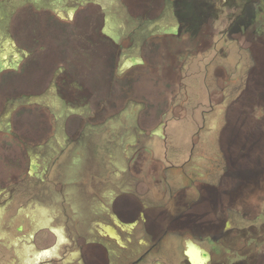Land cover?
I'll return each instance as SVG.
<instances>
[{"label":"rangeland","instance_id":"374dc122","mask_svg":"<svg viewBox=\"0 0 264 264\" xmlns=\"http://www.w3.org/2000/svg\"><path fill=\"white\" fill-rule=\"evenodd\" d=\"M130 1L95 0L107 11ZM196 1L204 5L207 24L195 42L172 45L176 51L189 49V57L156 46L166 56L153 57V70L135 83L138 99L149 103L122 109L121 104L112 106L115 92L102 89L93 103L105 100L108 114L115 116L102 126H88L85 136L92 143L86 160L65 169L67 158L55 172V151L65 135L60 130L50 140L51 151H31L26 158L21 172L25 194L8 195L0 187V199L15 198L12 205H0V264H34L35 250L25 239L38 227L60 232L65 224L61 204L82 197L81 184L89 180L91 168L105 172L101 179L106 183L121 180L125 186L131 176L145 196L142 203L152 209L164 236L142 264H188L189 243L207 253L204 264H264V101L252 95L255 79L264 86V0ZM157 2L164 5V0ZM17 16L15 12L14 21ZM159 23L155 31L173 25L168 15ZM0 52L5 56L0 64L19 58ZM11 53L17 55V50ZM47 112L50 118H62L67 111ZM79 113L88 117L87 111ZM11 117L0 118V140L9 139ZM138 117L145 123H138ZM25 128L28 134L34 130L32 125ZM13 174L0 156V183ZM55 180L66 183L61 193ZM189 252L195 263L204 260L197 248Z\"/></svg>","mask_w":264,"mask_h":264},{"label":"flooded vegetation","instance_id":"af4514ba","mask_svg":"<svg viewBox=\"0 0 264 264\" xmlns=\"http://www.w3.org/2000/svg\"><path fill=\"white\" fill-rule=\"evenodd\" d=\"M163 3L160 6L157 0H148L144 5L134 0L121 9L107 11L95 0H0V13L5 14L0 16L5 35L0 38V48L7 56L19 57L15 63L0 64V118L4 114L12 116L6 131L9 139L0 140V156L16 173L0 183L8 195L15 191L25 194L28 186L21 180V172L26 158L31 151H51L52 138L55 140L60 130L65 135L59 140L60 149L55 151V172L67 158L70 163L65 169L88 158L92 143L85 136L88 126H102L115 116L108 114L105 100L99 106L93 103L94 94L108 88L116 94L112 106L121 104L123 109L135 102L144 106L149 102L138 99L135 83L153 70V57L166 56L164 52L159 54L158 47L163 45L167 54L174 51L177 57H189V49L176 51L172 45H190L189 41L199 38L207 24L204 5L196 0ZM15 12L18 16L14 21ZM167 15L173 25L155 31ZM12 21L17 24L15 28L10 27ZM170 39L176 44H169ZM14 50L17 55L11 53ZM0 57H5L2 52ZM253 82L252 95L264 101L263 83L260 78ZM80 109L87 111V118L83 119ZM47 110L58 115L63 110L67 112L62 118H50ZM140 121L145 123L138 117ZM27 125L34 126L30 134ZM62 158L64 161H60ZM75 170L72 169L73 176ZM103 174L100 168L97 173L91 168L89 180L81 184L82 197L61 204L65 224L60 234L47 226L38 227L25 239L28 247L35 250L34 264H142L151 257L164 232L158 229L152 209L142 203L144 194L131 176L124 186L121 180L106 183L105 178L101 179ZM55 183L61 193L66 183ZM21 200L19 197L17 201ZM13 203L15 198L0 199L2 207ZM189 244L190 249L195 247L204 254L200 262L204 264L205 253ZM186 258L191 264L187 255Z\"/></svg>","mask_w":264,"mask_h":264},{"label":"bare ground","instance_id":"6f19581e","mask_svg":"<svg viewBox=\"0 0 264 264\" xmlns=\"http://www.w3.org/2000/svg\"><path fill=\"white\" fill-rule=\"evenodd\" d=\"M190 245H192V244H189V246H187V248H186V255L188 256V259H189V261L191 262V264H197V263L194 262V260H193L192 257H191V254H190V252H189V250H190ZM188 249H189V250H188ZM202 253H205V252L202 251ZM203 255H204V254H203ZM205 258H206V260H207V253H205ZM203 263H205V261H204ZM198 264H202V263H198Z\"/></svg>","mask_w":264,"mask_h":264}]
</instances>
